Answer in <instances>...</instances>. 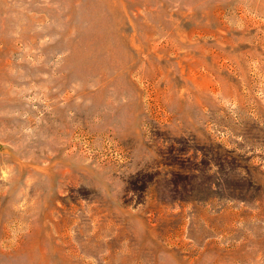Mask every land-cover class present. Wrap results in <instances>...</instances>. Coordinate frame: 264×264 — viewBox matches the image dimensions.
<instances>
[{
  "label": "rangeland",
  "instance_id": "1",
  "mask_svg": "<svg viewBox=\"0 0 264 264\" xmlns=\"http://www.w3.org/2000/svg\"><path fill=\"white\" fill-rule=\"evenodd\" d=\"M0 264H264V0H0Z\"/></svg>",
  "mask_w": 264,
  "mask_h": 264
}]
</instances>
